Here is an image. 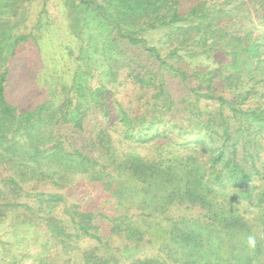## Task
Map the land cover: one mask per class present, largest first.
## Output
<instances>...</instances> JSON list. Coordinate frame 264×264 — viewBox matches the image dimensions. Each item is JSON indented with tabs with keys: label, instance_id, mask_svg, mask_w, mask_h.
Wrapping results in <instances>:
<instances>
[{
	"label": "trees",
	"instance_id": "trees-1",
	"mask_svg": "<svg viewBox=\"0 0 264 264\" xmlns=\"http://www.w3.org/2000/svg\"><path fill=\"white\" fill-rule=\"evenodd\" d=\"M7 1L0 0V35L14 28L19 8L30 0L10 2L8 13H4ZM206 1L198 0L184 12L179 0H118L120 13L113 19L99 0H79L85 10L95 11L115 32L111 39L115 47L126 41L128 47L142 49L140 62L131 65L132 59H128L126 74L138 90L139 109L119 101L102 82V90L93 101L78 100L72 105L71 94H67L60 109L64 122L81 132L89 111L99 110V124L95 122L89 139L81 142L52 132L49 146L29 148L27 163L33 168L31 172L40 175L38 183L49 181L58 188L74 183L65 173L57 179L48 177L42 163L47 165L52 157L59 165L68 162L70 168L83 165L79 172L84 179L98 183L106 193L105 212L81 211L58 192H34L35 205L19 202L17 195L25 189L22 173L14 171L2 179L6 191L0 190V197L10 194L14 198L8 205L23 207L12 228L29 229L27 222L32 219L34 227L42 223L62 237L70 264H264V91L253 85L231 100L217 93V70L197 67L190 74L197 81L196 87L175 100L166 76L168 68L178 72L175 79H187L185 69L170 59L179 60L178 52L191 44L193 27H204L201 42L208 49L202 51L211 49L206 40L217 36L211 28L220 22L221 11L203 7ZM242 5L249 15L264 20V0H242L238 8ZM172 27L176 41L165 54L143 35ZM30 36H15L12 52ZM241 39L232 34L228 43L230 71H250L256 62L254 68L264 72L260 45L250 48ZM4 45L0 44L1 52ZM244 50L247 52L242 55ZM107 60L108 72L114 75V61L111 57ZM8 73L7 59H0V122L11 120L12 125L27 129L41 118L43 109L49 108L41 103L18 111L5 96ZM81 93H75L80 94L79 99L84 98ZM248 99L251 104L243 107ZM7 133L12 132L1 127L0 139H8ZM4 158L0 154V162ZM58 172L60 168L55 174ZM180 206L196 213L174 215ZM16 228L15 232L23 229ZM252 234L257 237L254 249L246 243ZM83 238L94 245L82 248L77 242ZM33 264L56 263L40 258Z\"/></svg>",
	"mask_w": 264,
	"mask_h": 264
},
{
	"label": "rangeland",
	"instance_id": "rangeland-1",
	"mask_svg": "<svg viewBox=\"0 0 264 264\" xmlns=\"http://www.w3.org/2000/svg\"><path fill=\"white\" fill-rule=\"evenodd\" d=\"M99 1L105 4L113 19L118 17L117 13H120L118 0ZM196 1L198 0H179V7L184 12H188ZM10 2L16 3L19 0H8L4 13H8ZM241 2L242 0H207L202 4L203 7H215L218 12L221 11L220 22L211 28V32H216L217 36L212 40H206V42L210 41L211 49L203 52L202 49L207 46L202 45L204 27L199 24L191 30V44L178 52L179 62L170 59V63L175 64L176 67L185 69L187 78L185 81H182L181 77L175 79L174 75L176 76L178 72L167 68L169 73L166 76L170 79L169 87L175 100L181 99L189 88L196 87L197 81L190 74L197 67L217 70L219 74L214 82L217 93H223L231 100H236L241 92L253 85L264 91V81L260 80L264 77V72L262 68H254L256 62L250 71L240 68L237 72H231L228 68L229 64L227 65L230 59L226 52L231 51L228 43L232 34L242 37L241 41L247 47L251 48L254 44H259L260 51L264 53V20L249 15L245 5H242V9L238 8ZM17 19L19 21L14 20L13 29L0 35V44H5L4 50L0 51V59H7L9 67L6 99L17 107L18 111L34 109L41 103H46L49 110L43 109L41 118L27 129H22L19 124L12 125L11 120L0 122V128H7L12 132L7 133L8 139H0V154L5 157L0 162V190L6 191L2 179L7 175H13L16 171L22 173L20 180L23 181L22 185L25 189V192L17 195L19 202L35 205L34 192H58L63 193L66 201L76 204L81 211L88 212L92 209L103 213L105 208L103 209L102 205L106 193L98 183L87 182L84 179L81 171L79 172L83 165L77 164L75 168H70L68 162L59 165L52 157L47 165L42 163L43 173L48 177L57 179L65 173L74 183L58 188L49 181L44 184L37 182L40 175H37L38 172H31L33 168L27 163L28 152H30L29 148L36 145L49 146L51 133L54 131H59L63 137L71 140L77 138L81 142L89 139L90 128L95 122L99 124V110L98 113L89 111L87 120H82L83 130L77 132L70 123L60 118L61 103L68 96L67 94H71L72 105L78 100L82 103L93 101L94 96L102 90L100 87L102 82L113 91L114 97L119 101H123L131 109L136 108L138 90L134 89L126 76L127 62L129 58L132 59L131 65L140 62L142 49L128 47L126 41L120 42L115 47L111 41L115 32H111L106 22L101 20L95 11L85 10L79 0L26 1L19 8ZM173 29V27L159 28L149 30L143 35L151 45L161 48V52L165 54L176 41ZM18 34L31 36L20 42L13 53L10 45ZM244 52L242 55L246 54L247 50ZM143 55L146 58V54ZM109 57L114 61L112 62L114 75L108 72ZM69 89L72 91L66 93ZM64 90V93H60ZM76 91H82L81 95L84 98L79 99L80 94L76 95ZM110 98L111 96H108L107 99ZM250 104L251 100L248 99L242 106L248 107ZM101 123H104L103 119ZM19 163L20 166L16 167ZM57 168H60V172L55 174ZM13 202L15 200L10 194H3L0 197V208L3 211V216L0 218V264H33L38 263L40 258L53 260L56 264L61 262L70 264L71 256L61 245L62 237L52 234L42 223L34 227V219H32L27 222L31 224L29 229L23 226L11 227L13 219L23 208L16 204L8 205ZM185 213H196V210L189 211L184 206H180L173 212L174 215ZM15 228L23 229L15 232ZM77 244L82 248L94 245L88 238L78 240Z\"/></svg>",
	"mask_w": 264,
	"mask_h": 264
},
{
	"label": "clouds",
	"instance_id": "clouds-1",
	"mask_svg": "<svg viewBox=\"0 0 264 264\" xmlns=\"http://www.w3.org/2000/svg\"><path fill=\"white\" fill-rule=\"evenodd\" d=\"M246 243L248 245L249 248H255L256 244H257V237L256 235L252 234V235H248L246 238Z\"/></svg>",
	"mask_w": 264,
	"mask_h": 264
}]
</instances>
